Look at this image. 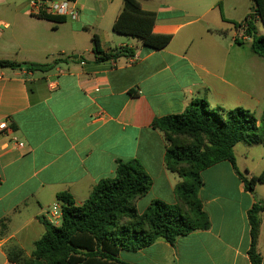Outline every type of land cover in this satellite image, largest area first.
<instances>
[{
  "label": "crops",
  "instance_id": "1",
  "mask_svg": "<svg viewBox=\"0 0 264 264\" xmlns=\"http://www.w3.org/2000/svg\"><path fill=\"white\" fill-rule=\"evenodd\" d=\"M140 2L156 15L154 32L172 36L167 47L151 50L114 32L124 0H75L78 19L45 18L53 32L31 48L1 44L0 32V60L57 61L49 71L0 68V123L9 126L0 130V222L7 224L0 236V264H15L6 252L11 246L31 258L46 233L42 218L54 204H62L58 197L67 194L81 206L98 183L116 175L121 161L137 160L152 180L149 192L135 200L140 215L156 201L176 205L182 178L167 168V142L153 122L183 113L197 99L207 101L211 110H227L249 96L237 76L233 83L232 66L237 54L242 72L236 44L250 38L240 25L256 13L252 0ZM255 22L257 28L258 22L264 26L258 17ZM94 35L105 53L133 52L99 61ZM236 161L239 169L237 156ZM246 170L250 179L264 167L259 173ZM202 176L199 198L210 227L173 244L158 239L137 251L121 250L123 262L251 264L248 215L264 197L248 190L229 161ZM263 246L264 213L258 241L262 264Z\"/></svg>",
  "mask_w": 264,
  "mask_h": 264
},
{
  "label": "trees",
  "instance_id": "2",
  "mask_svg": "<svg viewBox=\"0 0 264 264\" xmlns=\"http://www.w3.org/2000/svg\"><path fill=\"white\" fill-rule=\"evenodd\" d=\"M256 13L240 27L252 38L251 50L264 58V35L258 36L255 18L264 24V0H252ZM43 19L48 17H41ZM156 15L143 10L140 0H124V6L114 26V32L136 38L143 46L163 49L171 35L156 34ZM93 51L99 61L117 59L133 51L121 48L112 53L101 49L98 36L92 38ZM242 43V42H239ZM0 60L2 69L49 71L54 64ZM153 127L163 132L167 142L166 166L181 178L176 187L177 204L156 201L140 215L135 200L144 197L152 186L151 178L140 163L119 162L116 175L98 183L89 198L75 206L72 197L62 194V221L54 225L42 218L46 233L35 243L31 258L24 251L11 246L6 249L8 259L15 264H128L123 262L121 250L137 251L158 239L173 244L179 237L199 229H208L210 220L203 210L199 190L204 183L202 172L223 161H229L254 192L264 183V171L248 179L237 168L235 147L238 143L264 146V113L258 121L255 112L244 107L233 110H211L207 101L197 99L181 114L156 119ZM264 202L254 204L249 212L251 264H262L258 250L261 215ZM7 224L0 222V236Z\"/></svg>",
  "mask_w": 264,
  "mask_h": 264
},
{
  "label": "rangeland",
  "instance_id": "3",
  "mask_svg": "<svg viewBox=\"0 0 264 264\" xmlns=\"http://www.w3.org/2000/svg\"><path fill=\"white\" fill-rule=\"evenodd\" d=\"M29 2L30 0H0V20L8 24V27L2 30L1 44H13L18 50L19 48H31L33 44L49 38V33L53 32L51 25L45 19L30 13ZM251 12L255 13L253 8ZM258 29V36L264 35V26L260 22H258ZM251 43L252 38H248L243 44H236L240 46L238 52L243 62L242 72L240 58L239 60L236 58L237 54L233 55L232 66L233 83H237L235 79L237 76L238 82H242L243 86L247 85L249 96L239 105L234 102L228 105L227 110L244 107L255 112L256 118L260 121L264 113V58L252 52ZM235 154L239 170L246 177H248L246 167L255 173H259L264 167V159H262L264 146L262 144L250 145L247 142H241L236 146ZM255 194L258 197H264V183L257 184Z\"/></svg>",
  "mask_w": 264,
  "mask_h": 264
},
{
  "label": "built area",
  "instance_id": "4",
  "mask_svg": "<svg viewBox=\"0 0 264 264\" xmlns=\"http://www.w3.org/2000/svg\"><path fill=\"white\" fill-rule=\"evenodd\" d=\"M30 13L38 17L60 16L77 20L79 17V10L76 6L75 0H30ZM8 24L0 20V32L6 29ZM244 31V28H241ZM1 131H8L9 126L6 122L0 123ZM19 146L23 147L22 143ZM54 225H60L62 221V204L59 202L54 204L48 212L46 217Z\"/></svg>",
  "mask_w": 264,
  "mask_h": 264
},
{
  "label": "water",
  "instance_id": "5",
  "mask_svg": "<svg viewBox=\"0 0 264 264\" xmlns=\"http://www.w3.org/2000/svg\"><path fill=\"white\" fill-rule=\"evenodd\" d=\"M254 12H256V9L254 8Z\"/></svg>",
  "mask_w": 264,
  "mask_h": 264
}]
</instances>
